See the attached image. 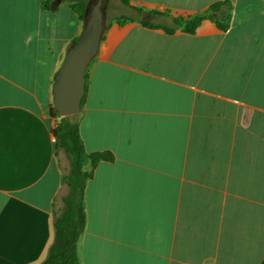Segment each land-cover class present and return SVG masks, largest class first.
Instances as JSON below:
<instances>
[{"label":"crops","instance_id":"obj_1","mask_svg":"<svg viewBox=\"0 0 264 264\" xmlns=\"http://www.w3.org/2000/svg\"><path fill=\"white\" fill-rule=\"evenodd\" d=\"M77 1L0 0V264L45 258L67 193L50 107ZM115 1L75 116L113 155L85 185L79 264H264V0L194 33L134 7L162 23L224 0Z\"/></svg>","mask_w":264,"mask_h":264},{"label":"trees","instance_id":"obj_2","mask_svg":"<svg viewBox=\"0 0 264 264\" xmlns=\"http://www.w3.org/2000/svg\"><path fill=\"white\" fill-rule=\"evenodd\" d=\"M80 0L72 4V7L83 20V13L86 2ZM123 4L129 5L128 0H122ZM141 13L142 9L134 7ZM231 3L227 0L216 1L206 9L204 13L191 15H171L169 11H155L154 14L171 17L169 23H153L152 21H141L147 26L162 27L167 33L181 30L187 33H194L202 20L206 18L228 19V10ZM217 25L220 29H226L227 23ZM76 40H74L75 42ZM73 42V43H74ZM84 97L82 98L83 102ZM50 115L55 118L56 123L52 129L55 137V151L63 152L68 158L69 167L62 175V182L67 185V193L62 198V204L53 211V238L48 246L45 258L38 264H79L76 251L78 238L83 231L85 223L84 189L88 179L91 178L96 164L100 160L112 159L109 151L87 152L79 132V123L75 120L76 114L58 115L53 107H50Z\"/></svg>","mask_w":264,"mask_h":264},{"label":"water","instance_id":"obj_3","mask_svg":"<svg viewBox=\"0 0 264 264\" xmlns=\"http://www.w3.org/2000/svg\"><path fill=\"white\" fill-rule=\"evenodd\" d=\"M105 6L106 0L86 2L81 33L68 47L54 75L52 105L58 115H73L81 110L86 91V69L97 53L106 27ZM140 20H150V12L142 11Z\"/></svg>","mask_w":264,"mask_h":264},{"label":"rangeland","instance_id":"obj_4","mask_svg":"<svg viewBox=\"0 0 264 264\" xmlns=\"http://www.w3.org/2000/svg\"><path fill=\"white\" fill-rule=\"evenodd\" d=\"M107 10L109 11L110 14L112 13H116V14H119L122 12V10L120 8H117V4H116V1L115 0H107ZM193 15H191L192 17ZM151 19H153L154 21H158V22H162V23H169L170 22V19L168 18H165V17H152ZM219 21H226V16H222V17H219L218 18ZM223 19V20H222ZM73 118L75 116H72ZM61 157H62V163L65 164L66 166L68 165V158L66 157L65 154H63V152H61Z\"/></svg>","mask_w":264,"mask_h":264}]
</instances>
